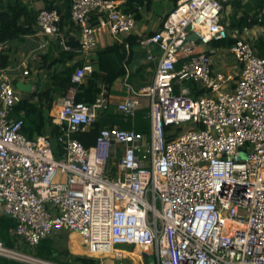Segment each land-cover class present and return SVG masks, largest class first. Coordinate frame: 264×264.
Returning a JSON list of instances; mask_svg holds the SVG:
<instances>
[{
    "label": "built area",
    "instance_id": "1",
    "mask_svg": "<svg viewBox=\"0 0 264 264\" xmlns=\"http://www.w3.org/2000/svg\"><path fill=\"white\" fill-rule=\"evenodd\" d=\"M227 1L177 0L162 26L140 41L146 60H156L152 81L127 83L116 103L134 116L146 98L148 135L103 127L90 146L74 134L97 119L107 99L101 93L93 103L77 101V84L93 69L98 35L106 29L119 41L134 34V13L123 11L125 0H70L78 29L72 46L58 10L38 12L37 32L84 64L53 103L61 154L48 135L22 133L23 119L12 109L24 95L0 64V214L13 218L15 235L33 247L71 231L100 264L126 256L118 245L137 246L156 264H264V57L242 29L220 22ZM228 38L235 39L228 48L237 79L213 70L214 48L196 49ZM4 47L0 41V52ZM187 83L205 92L194 96ZM17 254L24 255L0 240V255Z\"/></svg>",
    "mask_w": 264,
    "mask_h": 264
},
{
    "label": "crops",
    "instance_id": "2",
    "mask_svg": "<svg viewBox=\"0 0 264 264\" xmlns=\"http://www.w3.org/2000/svg\"><path fill=\"white\" fill-rule=\"evenodd\" d=\"M15 0H0V11L3 10L10 2ZM29 4L33 12L38 13L41 9L45 8L47 5H51L53 8L57 9L60 15H63V27L61 29L62 33L67 36V39L77 42L78 38V29L71 25L70 20V0H21ZM126 1V0H125ZM137 5L138 15L135 17L136 26L134 29V34L139 37L149 36L151 33L160 28L163 24L164 19L166 18L168 12L175 6L170 0H150L148 2H143L141 5ZM220 22L226 25V27H239L242 29V37L248 40L252 48L258 56L264 57V0H228L224 3ZM235 40L234 38H228L227 41ZM49 41V42H48ZM114 41H117L108 30L104 29L98 35V47H103L107 44H111ZM120 41V40H119ZM45 42L44 47H40V44ZM210 42L207 45H198L197 50H208L210 47L214 48L213 53V70L221 71L223 75L231 73L235 79L239 75V66L235 63L231 52L229 51V46L223 44H216ZM9 49V56L4 67V71L7 74L8 78L14 83L15 87L19 89L24 96L30 95L31 92L41 91L48 86V68L41 67L42 64L47 61H53L59 58L60 50H63L61 45L57 40L50 39L48 36H41L37 29L34 33L25 34L16 38V40L7 42L5 44ZM77 45V44H76ZM136 49H144L142 47H137ZM135 49V50H136ZM4 50V49H3ZM158 53L157 50H155ZM1 53V52H0ZM95 57H91L92 59ZM77 60H84L80 55L74 54L71 62ZM151 62L153 65L147 66L143 71L138 74L130 77L128 73L124 77L117 78L109 91L103 90V96L109 101V105L116 109V103L121 101L126 95V84L132 85L134 88L146 85L150 83L153 79L154 70L156 66V60L147 61L144 63ZM143 63V64H144ZM153 66V67H152ZM138 68V67H137ZM136 68V69H137ZM28 70L27 74H24L23 71ZM129 71L130 68H129ZM134 72V71H131ZM17 83H21L24 86L28 85V89H21L17 87ZM233 85L232 83H230ZM191 88V83H187ZM230 85V86H231ZM203 90V89H200ZM106 92V93H105ZM35 99V98H34ZM57 106L52 105L50 110V115H55L57 111ZM147 109V118L149 120L148 112L149 107L147 104V99L142 98L141 105L138 109ZM14 220L6 213L0 214V240L4 243L6 247L11 249L19 248L26 244L24 240L19 238L13 233ZM66 233V232H65ZM67 240L69 241L70 247L73 250L74 244L72 242V235L79 237L80 247L84 251V245L81 242L79 235L68 234L66 233ZM55 236V234H54ZM49 235L42 238L36 248H42L46 243ZM56 242V243H55ZM52 243L51 250L48 249L45 253L51 254L50 251H55V248L58 247V241ZM29 246V245H28ZM31 247V246H30ZM124 250H127V245H124ZM76 251V250H75ZM82 251V253H83ZM127 252V251H126ZM142 253V252H141ZM127 254V253H126ZM144 256V254L142 253ZM145 260H137V264H146L148 263L146 257ZM131 257V256H130ZM113 263V259L109 260ZM116 261V260H115ZM132 263L135 262L131 259ZM0 264H25L17 258L8 257L0 255ZM134 264V263H133Z\"/></svg>",
    "mask_w": 264,
    "mask_h": 264
},
{
    "label": "trees",
    "instance_id": "3",
    "mask_svg": "<svg viewBox=\"0 0 264 264\" xmlns=\"http://www.w3.org/2000/svg\"><path fill=\"white\" fill-rule=\"evenodd\" d=\"M144 1L148 2L150 0H126L123 4V11L132 12L137 17L138 9L135 4L141 5ZM170 1L176 5L177 0ZM45 8L51 9L53 7L47 5ZM37 14L24 1L15 0L10 2L0 11V41L6 44L16 40L19 36L34 33L37 29ZM62 19L63 15H61L60 29L63 27ZM91 19L92 22H96L97 14H91ZM144 37L129 34L120 41L117 40L103 47H97L95 57L91 61L93 69L86 74L81 83L77 84L75 99L85 103H93L103 93V90L109 91L117 78L126 75V65L129 66L134 50L140 47V41ZM234 41H227L226 39L216 40L213 43L230 46ZM68 43L72 46L77 44L76 41L71 39L68 40ZM3 49L0 53V64L4 68L8 60L10 47L7 46ZM73 56L74 52L72 51L60 50L59 58L50 62L45 61L41 67H46L49 70L48 86L41 91L34 90L30 95L24 96L12 109L14 117L23 119L21 131L27 138L34 139L38 135H48L52 141L54 151L58 154L62 153L61 144L57 141V136L61 132V124L54 121V117L50 115V110L54 101L59 96L64 95L67 88L72 84L71 75L73 71L76 67L84 64V60L71 62ZM150 65L153 64L151 62L141 64L134 72L129 71L128 75L132 77ZM191 92L196 96L203 94L205 90H200L195 84H191ZM146 114V108L137 109L134 116L126 117L121 112L113 109L107 100L106 106L99 110L97 119L87 129L78 131L74 136L85 146H90L95 142L97 134L103 127L134 128L136 131L148 135L149 120ZM68 257L65 260L66 262L61 263L100 264L98 259L86 255H69Z\"/></svg>",
    "mask_w": 264,
    "mask_h": 264
},
{
    "label": "rangeland",
    "instance_id": "4",
    "mask_svg": "<svg viewBox=\"0 0 264 264\" xmlns=\"http://www.w3.org/2000/svg\"><path fill=\"white\" fill-rule=\"evenodd\" d=\"M68 234H75L71 231H68V230H64V229H60L54 236V234H49L50 237L47 238L46 240V243L43 245L42 248H36L35 246L33 247H30L26 244H23L20 248H19V252L23 253L24 255H27V256H30L36 260H38L39 262L37 261H31V260H27L25 258H21V257H17V260L25 263V264H54V263H61L65 260H67L69 257V255H84L82 253L83 249H80V251L78 252H75V250L72 251L71 247H70V244H69V241L67 240V235L66 233ZM78 235V234H77ZM48 236V235H47ZM72 242L71 244H74V247L75 245H81V243H79V237L77 236H73L72 235ZM55 241H58V244L59 245L58 247L55 248V251H50L51 254H48L45 253L48 249L51 248L52 246V243H54ZM56 243V242H55ZM82 246V245H81ZM120 246L121 248H125L124 245H118ZM127 254L126 256L121 259V260H113V263L112 264H137L136 261L137 260H145V257L147 255L146 252H144V256L142 255L141 253V249L137 246H131V245H127ZM16 250V249H15ZM51 250V249H50ZM131 256V257H130ZM44 259V260H40V259ZM131 259H133L135 262L132 263ZM45 260L47 261L46 263H42L45 262ZM60 262H59V261ZM69 261V260H68ZM66 262V261H65ZM62 264H66V263H62Z\"/></svg>",
    "mask_w": 264,
    "mask_h": 264
},
{
    "label": "water",
    "instance_id": "5",
    "mask_svg": "<svg viewBox=\"0 0 264 264\" xmlns=\"http://www.w3.org/2000/svg\"><path fill=\"white\" fill-rule=\"evenodd\" d=\"M190 38L195 39V36L193 34L190 35ZM146 60V50L145 49H136L134 50L132 60L129 64V68L131 71H135L137 67H139L141 64H143ZM17 87L21 89H28V85H23L21 83L16 84ZM121 151H117V155H120ZM149 264H156V261L152 255H148L146 257Z\"/></svg>",
    "mask_w": 264,
    "mask_h": 264
},
{
    "label": "bare ground",
    "instance_id": "6",
    "mask_svg": "<svg viewBox=\"0 0 264 264\" xmlns=\"http://www.w3.org/2000/svg\"><path fill=\"white\" fill-rule=\"evenodd\" d=\"M74 249L78 252V251H80L81 247H80V245H75ZM17 255L20 256L21 258L23 257V258H25L27 260L39 262L38 260H36V259H34V258L30 257V256H27V255H22V254L21 255L20 254H17ZM46 262L47 261H45V262L42 261V263H46Z\"/></svg>",
    "mask_w": 264,
    "mask_h": 264
}]
</instances>
